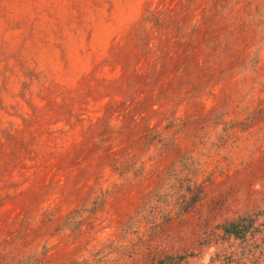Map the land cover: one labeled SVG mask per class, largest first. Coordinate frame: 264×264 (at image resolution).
I'll list each match as a JSON object with an SVG mask.
<instances>
[{"label": "rangeland", "instance_id": "1", "mask_svg": "<svg viewBox=\"0 0 264 264\" xmlns=\"http://www.w3.org/2000/svg\"><path fill=\"white\" fill-rule=\"evenodd\" d=\"M163 261L264 264V0H0V264Z\"/></svg>", "mask_w": 264, "mask_h": 264}, {"label": "trees", "instance_id": "2", "mask_svg": "<svg viewBox=\"0 0 264 264\" xmlns=\"http://www.w3.org/2000/svg\"><path fill=\"white\" fill-rule=\"evenodd\" d=\"M195 188L197 189V197L201 196L202 187L200 185H195ZM190 192H192V188L189 184L188 186H186L185 190L182 191L181 203L173 205L175 208H177L178 215L183 214L184 212L187 211V209H189L190 204H188L187 198H188V193ZM166 219L168 218H165V220ZM159 224H164V222L159 223ZM221 231H222V234L228 238L243 239L245 238L246 233H247V225L243 223V220L242 221L231 220V221L224 223L221 226ZM83 264H87V263H83ZM161 264H166V262L163 261Z\"/></svg>", "mask_w": 264, "mask_h": 264}]
</instances>
